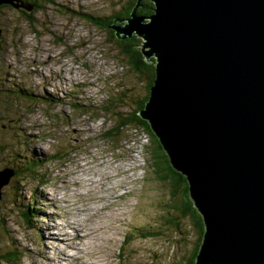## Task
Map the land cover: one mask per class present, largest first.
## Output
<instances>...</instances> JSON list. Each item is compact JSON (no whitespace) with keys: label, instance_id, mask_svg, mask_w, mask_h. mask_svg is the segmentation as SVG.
<instances>
[{"label":"rangeland","instance_id":"374dc122","mask_svg":"<svg viewBox=\"0 0 264 264\" xmlns=\"http://www.w3.org/2000/svg\"><path fill=\"white\" fill-rule=\"evenodd\" d=\"M53 2L32 22L0 11V171L18 172L0 190V255L16 253L14 264H187L196 232L179 216L168 225L179 195L151 164V136L129 128L104 137L114 123L102 111L108 100L121 95L114 105L127 113L146 95V79L89 19L114 14L119 0Z\"/></svg>","mask_w":264,"mask_h":264},{"label":"water","instance_id":"95a60500","mask_svg":"<svg viewBox=\"0 0 264 264\" xmlns=\"http://www.w3.org/2000/svg\"><path fill=\"white\" fill-rule=\"evenodd\" d=\"M141 1L111 29L156 62L139 115L201 215L195 264H264V0H147L149 17Z\"/></svg>","mask_w":264,"mask_h":264},{"label":"trees","instance_id":"16d2710c","mask_svg":"<svg viewBox=\"0 0 264 264\" xmlns=\"http://www.w3.org/2000/svg\"><path fill=\"white\" fill-rule=\"evenodd\" d=\"M0 7H7L8 10H14L26 17L27 22H32V15L35 12H31L29 8L25 7L22 9H18L16 5L13 3V0H0ZM138 0H119V8L118 10L109 16L105 17H91L89 19L94 23L104 27L107 32H110V37L114 39L115 44L118 48V53L121 58L125 61L126 65L128 66L130 72L135 73L139 77H144L146 79V95L143 99L136 102L133 106V110L127 113H120L119 108L114 105L115 101L123 102L122 96L120 95L118 98L114 97L111 100H108L107 106H103L102 111L109 114L112 119L114 120L113 126L107 132H105L106 139H116L119 136H122L124 132L129 130V128L133 130H141L144 131L147 135L151 136V139L156 144L155 147H152L149 150V154L151 157V164L153 168H156L157 165L160 167V172L164 173L163 177L168 180V182L173 187V194L179 195V198L175 205L171 207V220L168 221V225L173 227L176 226V219L179 216L181 220L189 219L195 232H196V239L197 242L189 256V260L187 264H195L196 256L199 250V246L202 241V237L204 234V225L202 222L201 215L198 213L196 208L193 205L192 200L190 199L189 192H188V183L186 177L176 170L172 168L170 165L169 159L166 156L161 144L159 143L157 137L151 131L149 124L147 121L143 120L139 112L144 108L145 103L149 99L150 90L153 86L155 80V64L153 63V58L150 59L151 63L145 62L144 56L141 53V39L135 35L130 38H126L124 40H119L115 37L114 30L111 29V25L115 20L118 19H129L131 17V13L135 8ZM141 7L136 9V13L142 16H149L153 13L154 4L150 1L143 0L140 2ZM45 8L41 6L40 11H44ZM20 11V12H19ZM39 14L40 12H36ZM36 13L34 15H36ZM97 19V20H96ZM101 21L97 23V21ZM103 23V24H102ZM119 95V94H118ZM123 137V136H122ZM38 161H32V166L27 168V171H34V168L38 165ZM15 175L18 174L16 170H12ZM186 198V199H184ZM32 211L29 208H26L25 211L21 213V217L25 220V224L31 223L30 213ZM33 215V214H32ZM20 258V257H19ZM17 256L14 252H4L3 255H0V262L4 261L9 264H14L16 261Z\"/></svg>","mask_w":264,"mask_h":264},{"label":"flooded vegetation","instance_id":"af4514ba","mask_svg":"<svg viewBox=\"0 0 264 264\" xmlns=\"http://www.w3.org/2000/svg\"><path fill=\"white\" fill-rule=\"evenodd\" d=\"M13 3L16 6H18L17 7L18 9H22V8L28 7V8H30L29 10H32L31 12H39L41 6L43 8H46L47 5L50 6V5H53L54 4L53 0H13ZM20 3H23V5H25V6L24 7H21V5H19ZM27 5H30V6H27ZM2 10H8V9H7V7H0V11H2ZM20 15H22V14H20Z\"/></svg>","mask_w":264,"mask_h":264},{"label":"bare ground","instance_id":"6f19581e","mask_svg":"<svg viewBox=\"0 0 264 264\" xmlns=\"http://www.w3.org/2000/svg\"><path fill=\"white\" fill-rule=\"evenodd\" d=\"M51 237V236H50ZM49 238V237H48ZM65 238V237H64Z\"/></svg>","mask_w":264,"mask_h":264}]
</instances>
